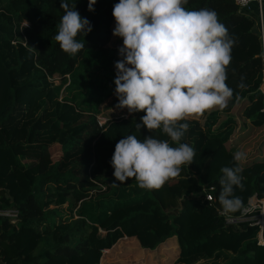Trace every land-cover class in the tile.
I'll list each match as a JSON object with an SVG mask.
<instances>
[{
    "label": "trees",
    "instance_id": "obj_1",
    "mask_svg": "<svg viewBox=\"0 0 264 264\" xmlns=\"http://www.w3.org/2000/svg\"><path fill=\"white\" fill-rule=\"evenodd\" d=\"M118 2L97 0L91 12L88 0H70L92 25L77 37L85 47L71 56L54 38L60 0H0V209L17 210L13 221L0 215V264H104L102 250L121 236L164 249L165 264H264V224L260 239L253 220L227 224L217 212L221 171L210 173L217 150L242 151V168L258 166L248 181L251 197L264 199V71L253 20L233 0H188V10H215L235 41L226 81L233 97L224 109L186 121L181 142L193 147V162L159 190H147L134 178L116 180L110 163L127 135L168 139L160 130L136 129L144 112H105L115 104L105 100L114 94L123 43L111 42ZM24 20L29 26L21 30ZM98 112L107 116L102 124ZM259 136L261 152L248 154ZM209 141L217 145L207 147ZM210 185L207 200L202 189ZM188 205L199 219L182 227L176 218Z\"/></svg>",
    "mask_w": 264,
    "mask_h": 264
},
{
    "label": "clouds",
    "instance_id": "obj_2",
    "mask_svg": "<svg viewBox=\"0 0 264 264\" xmlns=\"http://www.w3.org/2000/svg\"><path fill=\"white\" fill-rule=\"evenodd\" d=\"M96 3L88 0V11L94 12ZM187 3L119 0L112 10L113 35L123 41L120 59L114 62L116 106L129 114L144 112L136 129L160 130L168 139L127 135L116 143L110 163L116 180L134 178L147 190H159L193 162V147L181 142L189 129L186 121L213 108L224 109L233 97L226 81L235 41L215 10H188ZM60 8L64 14L54 38L64 52L75 56L85 47L78 35L90 33L92 25L76 3L60 0ZM28 26L24 20L21 30ZM233 160L234 166L221 169L219 180L218 201L225 213L244 210L236 191L245 190L240 163L246 154L236 151Z\"/></svg>",
    "mask_w": 264,
    "mask_h": 264
},
{
    "label": "rangeland",
    "instance_id": "obj_3",
    "mask_svg": "<svg viewBox=\"0 0 264 264\" xmlns=\"http://www.w3.org/2000/svg\"><path fill=\"white\" fill-rule=\"evenodd\" d=\"M24 22V21H23ZM112 28L114 29L115 27V19L113 18L112 23H111ZM262 27V26H261ZM263 30V27H262ZM117 39H122L120 37L114 36L112 33L111 36V42L112 41H117ZM4 73V84L6 86L7 79H6V74ZM2 79L3 76L2 74L0 75V89H2ZM4 86V88H5ZM17 97L19 96L18 93H16ZM29 97L28 92H23L20 93V98L27 100ZM5 98V95L1 92L0 90V103L2 100ZM110 100L115 101V104L113 107L110 109H106L105 112H112V116H120V115H129L128 110L126 108L121 109L118 108L116 105L118 103V99L115 94L111 95L105 100V104H107ZM110 101V103L112 102ZM112 109V110H111ZM97 119L102 118L100 116L99 112L96 114ZM105 118L107 116L104 115ZM262 136H259L256 141H254L253 146L249 147L247 149V153L250 154L252 150H257L261 152V148L259 147V140L261 139ZM217 145V142L214 141H209L207 147H215ZM217 155V162L214 166L213 169H211L210 173H214L216 170H220L223 167H232L234 166L235 162L233 160V154L234 153H229V154H224L220 150H217L215 152ZM255 164V163H254ZM254 164L250 167L243 168L244 171L242 173L244 180L243 183L245 185V190L241 192L239 189L236 191V195L240 196L244 204L248 201L249 196L251 195V191L248 186V181L253 175L254 171L258 168V166H254ZM223 175L222 171L219 177V180L221 176ZM193 185V180L189 181L187 184H184V187H189ZM207 188H203L202 191L205 193V190ZM192 206L188 205V208L186 212H184L182 215L176 218V222L180 224L182 227H184L187 224L193 223L195 220L199 219V216L194 214L191 211ZM234 216H239L240 212L236 213H231ZM144 244L139 243L137 239L134 237H126V236H121L119 237L116 241L113 247L109 250H102V258L101 262L104 264H145V262H149V264H165L166 259L169 255V253H166L164 249L159 248V247H154L151 250H148L144 248Z\"/></svg>",
    "mask_w": 264,
    "mask_h": 264
},
{
    "label": "built area",
    "instance_id": "obj_4",
    "mask_svg": "<svg viewBox=\"0 0 264 264\" xmlns=\"http://www.w3.org/2000/svg\"><path fill=\"white\" fill-rule=\"evenodd\" d=\"M237 10L240 12L247 13L252 4L256 3L257 13L260 14L259 4L260 0H233ZM262 27L260 25L259 35L261 41V56L263 61V71H264V37L262 34ZM101 116V115H100ZM126 116V115H123ZM97 118V117H96ZM99 124H102L105 121V118L97 119ZM213 188L212 185L208 186L205 190L203 197L207 200L212 199L211 189ZM252 195V194H251ZM251 195L249 197H251ZM217 212L222 215L224 221L227 224L236 225L242 220H253V222L258 226V237L261 238V230L264 224V199L258 197H251L248 201L244 204V210L240 211L239 216H234L231 213H225L221 206L218 207ZM17 214V210L15 208H2L0 209V215L8 216L12 221Z\"/></svg>",
    "mask_w": 264,
    "mask_h": 264
},
{
    "label": "crops",
    "instance_id": "obj_5",
    "mask_svg": "<svg viewBox=\"0 0 264 264\" xmlns=\"http://www.w3.org/2000/svg\"><path fill=\"white\" fill-rule=\"evenodd\" d=\"M259 10L260 14L258 15L256 3H253L246 15L251 17V19L253 20V29L256 32H259L260 25L263 27L262 34L264 37V0H260Z\"/></svg>",
    "mask_w": 264,
    "mask_h": 264
}]
</instances>
